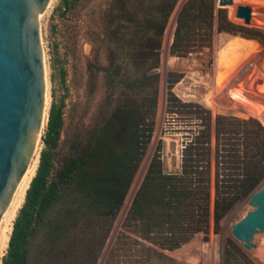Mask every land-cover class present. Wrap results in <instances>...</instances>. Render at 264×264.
I'll return each mask as SVG.
<instances>
[{
  "label": "trees",
  "instance_id": "trees-1",
  "mask_svg": "<svg viewBox=\"0 0 264 264\" xmlns=\"http://www.w3.org/2000/svg\"><path fill=\"white\" fill-rule=\"evenodd\" d=\"M89 1L59 0L55 12L72 15ZM177 2L109 0L103 8L97 35L99 47L106 49V63L99 69L103 98L91 123L69 133L62 107L51 105L35 175L1 264L97 263L152 136L159 50ZM242 2L233 0L227 11L216 9L214 0H187L176 18L170 56L212 51L215 39L219 45L235 37L264 48L262 30L231 21ZM175 16L165 32L168 43ZM259 45L233 49L248 48L247 56L260 58L264 49ZM227 73L220 75L222 83ZM218 104V79L211 88L198 73L167 74L162 134L180 138V171L164 172L158 147L105 264L175 263L162 251L207 234L211 217L217 226L261 185L263 124L255 118L213 117L211 110L219 111ZM223 264L254 263L228 241Z\"/></svg>",
  "mask_w": 264,
  "mask_h": 264
},
{
  "label": "rangeland",
  "instance_id": "rangeland-1",
  "mask_svg": "<svg viewBox=\"0 0 264 264\" xmlns=\"http://www.w3.org/2000/svg\"><path fill=\"white\" fill-rule=\"evenodd\" d=\"M108 1L91 0L76 13L60 17L55 12L59 0H52L40 19V36L46 72V119L53 103L61 106L66 133L78 126H88L103 98L102 76L99 69L106 63V49L99 47L97 35L99 32L98 19ZM183 1L186 0H178L166 26V33L169 30L171 17L176 13V9ZM239 5L241 6L238 17L237 19H231V21L244 25L242 11L245 7H249L251 18L247 26L258 28L264 32V0H243ZM165 32L159 50V67L156 71L159 81L152 136L96 264H105L108 253L118 233L121 231L125 213L129 208L135 190L140 185L143 172L146 166L150 164L158 147H161V162L164 172L177 173L180 171V138L162 134L165 118L163 101L164 94L166 97V76L168 73H198L208 82L211 88H214L215 81L218 79V106L220 110H211L213 117L223 114L245 119L255 118L264 126V54L259 58L258 56H247L248 48L233 49L235 46L259 45L257 42L235 37L217 45L215 39L212 51L205 49L201 52L190 54L185 58H177L170 56L169 53L174 29L169 43L165 40ZM256 60L260 61L239 82L245 91V105L221 101V88L225 89L228 86H232L241 77L243 70ZM227 70L226 80L222 83L220 75ZM238 88L239 86L236 89ZM122 98V96H119V99L122 100ZM46 124L47 121L45 120L43 133ZM41 149L42 144L40 142L37 146V155L35 157L37 161ZM248 197L237 202L217 226L211 217L207 234L199 233L195 235L187 244L171 251L169 255L167 254L169 251H162L167 257L173 259L175 263L166 259H155L150 264H223L224 250L228 241H231L241 249L230 235V225L239 221L251 209L247 205ZM213 199L214 187L212 185L211 211ZM255 239L256 249L246 254L254 264H264V235H257Z\"/></svg>",
  "mask_w": 264,
  "mask_h": 264
},
{
  "label": "water",
  "instance_id": "water-1",
  "mask_svg": "<svg viewBox=\"0 0 264 264\" xmlns=\"http://www.w3.org/2000/svg\"><path fill=\"white\" fill-rule=\"evenodd\" d=\"M51 1L0 0V221L22 178L35 160L45 120L48 121L40 19ZM186 1L177 9L174 30L177 15ZM232 4L233 0H215L216 9H227ZM242 14L244 25L247 26L251 18L249 7H245ZM259 61H253L243 70L241 77L225 91L227 97H231L230 90ZM247 205L251 209L239 221L230 225L231 237L245 253L256 249L254 241L257 235H264V182L249 195Z\"/></svg>",
  "mask_w": 264,
  "mask_h": 264
},
{
  "label": "bare ground",
  "instance_id": "bare-ground-1",
  "mask_svg": "<svg viewBox=\"0 0 264 264\" xmlns=\"http://www.w3.org/2000/svg\"><path fill=\"white\" fill-rule=\"evenodd\" d=\"M239 86L241 89H236ZM236 88L230 90L231 97H227L225 95V91L227 89H230L232 86H228L224 89L223 98L224 101L231 104H243L246 103V98L244 94V88L242 85H238ZM37 155V154H36ZM35 155V157H36ZM34 157V158H35ZM37 159L33 160L31 165L29 166L27 172L25 173L24 177L22 178L13 198L12 201L8 207V209L3 214L1 221H0V259L2 255L5 253L11 233V227L13 224V221L16 217L17 211L19 210V207L22 206L26 190L29 187V184L35 175V171L37 168ZM256 240V239H255ZM264 252V251H263Z\"/></svg>",
  "mask_w": 264,
  "mask_h": 264
}]
</instances>
